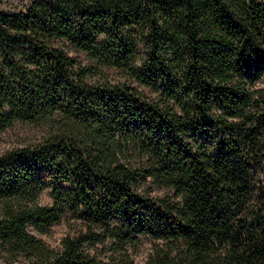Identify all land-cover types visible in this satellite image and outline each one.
<instances>
[{
    "label": "trees",
    "instance_id": "obj_1",
    "mask_svg": "<svg viewBox=\"0 0 264 264\" xmlns=\"http://www.w3.org/2000/svg\"><path fill=\"white\" fill-rule=\"evenodd\" d=\"M16 121L46 132L0 154V257L136 264L147 240L146 264H264V0L0 12V131ZM63 217L57 249L28 231Z\"/></svg>",
    "mask_w": 264,
    "mask_h": 264
},
{
    "label": "rangeland",
    "instance_id": "obj_2",
    "mask_svg": "<svg viewBox=\"0 0 264 264\" xmlns=\"http://www.w3.org/2000/svg\"><path fill=\"white\" fill-rule=\"evenodd\" d=\"M29 0H0V12L12 13L22 9ZM62 49L69 56L79 60L84 65H90L87 57L76 51L69 43H62ZM104 75L109 81H123L124 77L120 72L115 70H103ZM43 125H36L25 122H14L11 126L0 131V154L9 150L20 148L28 144L35 143L40 140L46 132ZM51 190H44L39 196L41 205L51 204ZM162 192H157L161 194ZM73 221L63 217L58 223L53 224L48 232L38 233L31 227L28 231L38 240L42 241L50 249H57L63 237H65L74 227ZM152 250V243L144 240L135 250L134 260L136 264H146L149 254ZM0 264H30L27 260L20 258L18 261H13L9 257L2 255Z\"/></svg>",
    "mask_w": 264,
    "mask_h": 264
}]
</instances>
